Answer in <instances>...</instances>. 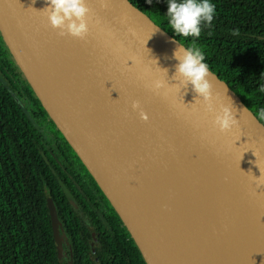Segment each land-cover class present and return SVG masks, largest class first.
Returning <instances> with one entry per match:
<instances>
[{"label": "water", "instance_id": "1", "mask_svg": "<svg viewBox=\"0 0 264 264\" xmlns=\"http://www.w3.org/2000/svg\"><path fill=\"white\" fill-rule=\"evenodd\" d=\"M86 4L90 9L89 35L84 40L58 35L43 11L48 6L46 0H0V34L23 76L37 73L39 81L48 75L59 89L73 95L72 102L65 96L59 99L67 112V115L62 113V122L76 134L68 137L54 114L56 110L62 112L61 107L54 103L48 105L39 82L36 89L30 84L112 202L147 264L139 242L75 142H90L100 147L104 150L102 157L127 165L128 171H133L135 153L140 149L166 158L167 166L173 165L171 185L153 184L151 178L162 176L166 165L145 157L138 187L146 191L136 193L119 185L114 189L131 200L127 204L142 219L165 230L162 238L171 255L182 260V264H231L240 242L231 238L223 245L218 240L221 224L217 201L223 192L249 218L258 243L264 248V185L257 187L251 178L253 175L258 179L261 175L257 165L264 170V122L258 113L210 67L215 108L212 113H206L202 103L193 105L199 97L191 85L181 90L162 89L159 94L151 91L149 85L155 79L167 80L169 86L178 83L172 79L178 63L173 53L179 45L188 46L131 0H86ZM109 32L113 35L109 36ZM20 44L28 55L23 53ZM154 60L158 61V67L168 70V77L156 67ZM134 101L148 115L146 123L132 109ZM229 103L236 110L235 119L239 124L222 134L213 127L212 121L220 106ZM244 109L247 111L243 112ZM96 128L101 135L93 134ZM110 153L117 157L111 158ZM182 178L192 179L195 187L181 186ZM148 193H158L159 198L151 200ZM48 205L58 257L62 260L65 247L69 246L68 239L54 201L49 200ZM196 210L213 220L212 233L207 237H200L197 220L190 214ZM185 228L188 230L184 241L177 234ZM176 242L183 246V251L174 249ZM154 255L159 264H177L159 251ZM262 256L261 253L256 258L246 257L243 263L261 264Z\"/></svg>", "mask_w": 264, "mask_h": 264}, {"label": "trees", "instance_id": "2", "mask_svg": "<svg viewBox=\"0 0 264 264\" xmlns=\"http://www.w3.org/2000/svg\"><path fill=\"white\" fill-rule=\"evenodd\" d=\"M131 1L185 45L199 48L204 62L258 115L264 110V0H210L215 15L201 26L198 38L173 33L168 0ZM0 72L11 85L0 78V264H69L58 257L49 199L71 239L73 264H147L112 202L24 79L1 34ZM15 93L27 100L29 115ZM67 187L75 200L84 199V193L105 215L109 230L84 199L97 241L70 204Z\"/></svg>", "mask_w": 264, "mask_h": 264}, {"label": "bare ground", "instance_id": "3", "mask_svg": "<svg viewBox=\"0 0 264 264\" xmlns=\"http://www.w3.org/2000/svg\"><path fill=\"white\" fill-rule=\"evenodd\" d=\"M20 47L23 53L25 55H28L26 48L21 44ZM49 71L52 70L49 69ZM38 82L39 89L42 94L45 95V99L47 100L48 105L51 106V103H54L56 106H58V108L61 107L60 110L62 112L56 110L54 111V114L62 122V120L64 119L62 117V113L64 115H67V112L62 109L61 101L59 99L61 96H65L67 97V100L72 102L73 95L59 89V86L56 85L48 75L41 77ZM67 100H65L66 103H70ZM58 102L60 105H58ZM93 134L101 135V131L96 128L95 131H93ZM74 145L82 155V157L85 159L87 164L91 167L99 181L106 187V189L110 193L116 208L132 231L136 240L139 242L149 264H159L154 257V254H156L157 251L165 254L170 259H173L177 262V264H182V260L176 259L169 252L168 245L162 238V236L165 234V230L142 219L136 213V211L127 204V202H131V200L126 199L114 189L115 185H119L122 187H128L136 193L146 191V189L138 187L142 159H144L145 157H149L154 161L165 165L167 163V159L158 154L149 153L143 149H140L135 153L133 171H128V169L126 168L127 165L123 166L112 163L102 157L104 156L102 152L104 150L98 146L93 145L90 142H75ZM109 156L111 158H113L114 156L117 157L114 153H110ZM174 171L175 169L172 164H170L169 166L166 165L164 174L162 176L158 175L152 177L150 182L153 184L158 182L171 185L173 182V175L175 173ZM180 184L181 186L188 189H192L195 187L192 179L182 178L180 180ZM148 198L151 200H156L159 198V195L158 193H148ZM217 210L220 216L221 224L220 231L218 233V240L223 245L229 243L231 238H235L240 242L236 249V255L231 260V264H244L243 261L246 257L256 258L259 257L261 253L263 254V256L260 259V263L264 264V248L259 245L256 234L254 232V228L251 226L249 218L240 210L234 199L223 192L222 195H220L219 200L217 201ZM190 214L197 220L198 232L200 234V237L209 236L212 233V218L208 214L203 213L200 210L192 211L190 212ZM186 229L188 230V228H185V230H182L177 234L178 238L184 241L187 240L185 234ZM199 245L200 247H202L201 242L199 243ZM174 249L176 251L184 250L183 246L178 242L174 243Z\"/></svg>", "mask_w": 264, "mask_h": 264}, {"label": "clouds", "instance_id": "4", "mask_svg": "<svg viewBox=\"0 0 264 264\" xmlns=\"http://www.w3.org/2000/svg\"><path fill=\"white\" fill-rule=\"evenodd\" d=\"M48 5L43 11L47 14V19L53 29L58 30L61 37L70 36L74 39L84 40L89 35V13L90 9L86 0H46ZM215 15V5L210 0H168V24L175 35L184 38L201 35V26L210 24ZM109 36L113 34L108 33ZM119 49H117L118 51ZM173 58L178 61L175 65V73L172 79L178 81L177 84L169 86L167 80L155 79L149 85L151 91L160 93V90H171L177 88L187 89L189 85L197 94L193 105L202 103L206 113L215 111L212 85L209 81V66L205 63V56L199 48H184L181 45L174 51ZM156 67L168 77V70L158 67V61L154 60ZM167 95V92H164ZM134 111H138L143 122L148 121V115L142 110L138 101L131 105ZM235 109L232 103L221 105L219 112L215 115L212 125L222 134L229 133L233 127L238 126L239 121L235 119ZM247 111L244 109L243 112ZM260 119L264 120V110H261ZM256 156V155H255ZM260 170V177L257 179L252 175L253 182L257 187L264 185V170Z\"/></svg>", "mask_w": 264, "mask_h": 264}, {"label": "flooded vegetation", "instance_id": "5", "mask_svg": "<svg viewBox=\"0 0 264 264\" xmlns=\"http://www.w3.org/2000/svg\"><path fill=\"white\" fill-rule=\"evenodd\" d=\"M55 171L58 172L57 168H55ZM58 174H59V173H58ZM58 177H59V175H58ZM64 193H67V194H68V196H69V202H70V204L74 207V209H75L76 214L78 215V217L84 219L85 223L88 224L86 227H88V228L91 229V235H92V238H93L94 241H97V240L99 239V236H98L99 232L96 231V229H95L94 227L90 226V225H92V224H91L90 221H89V215L87 214V211H86V208H85L86 206H85L84 203H83V202H84V199H85V200L87 201V203H89V204L91 205V207H93L94 210L97 212V214L99 215V217H100V219H101V222H103V226H104V228H105L106 230L111 229V228H110L111 226L109 225L108 221L106 220L105 215L103 214L102 210H101L97 205H95V204L91 201V199H90L88 196H86V195L83 193L82 196L85 197L84 199H80V198L76 197V200H75V197L71 196V194H70V193H73V192L71 191V189H70L69 187H67V188L64 189ZM80 193H82V192H80ZM49 200H52V199H49ZM52 201H53V200H52ZM98 201H99L100 203H102V201H101L100 198H98ZM56 210H57V209H56ZM89 224H90V225H89ZM62 228H63V225H62ZM63 229H64V228H63ZM64 231H65V229H64ZM65 232H66V231H65ZM66 236H67V239H68L69 246H66V247H65V255H64V258H63V259L68 258V259L70 260L71 257H70L69 252H71L72 244H71V239H70V237L68 236L67 233H66ZM63 259H62V260H63ZM69 260H68V262H70Z\"/></svg>", "mask_w": 264, "mask_h": 264}, {"label": "rangeland", "instance_id": "6", "mask_svg": "<svg viewBox=\"0 0 264 264\" xmlns=\"http://www.w3.org/2000/svg\"><path fill=\"white\" fill-rule=\"evenodd\" d=\"M39 67V69H40V66H38ZM33 73H34V71H33ZM37 73H34L33 75H35V76H31V75H29V77L27 76V75H24L23 77H24V79L29 83V85L31 84V85H33V87H34V89H36V82H38L37 80H38V78H37V75H36ZM0 78L2 79V81H3V83L7 86V87H9L10 89H11V85H10V83H9V81L7 80V78H5L3 75H2V73L0 72ZM33 78H34V80H33ZM15 95H16V98L18 99V101L20 102V104L22 105V107H23V109L26 111V113L29 115L30 113H29V111H28V109H27V107H28V102H27V100H25V99H22L21 97H19L18 95H17V93H15ZM34 124H35V126L39 129V131L43 134V136H44V139L45 140H47V141H50L49 139H48V136H47V133H46V130L43 128V127H40V126H38L36 123H35V121H34ZM61 128L64 130V132H65V134L68 136V137H70V135L71 134H73V135H76L70 128H69V126H67V124H65V123H61ZM64 260H66V261H68L69 259L68 258H66V259H64Z\"/></svg>", "mask_w": 264, "mask_h": 264}]
</instances>
